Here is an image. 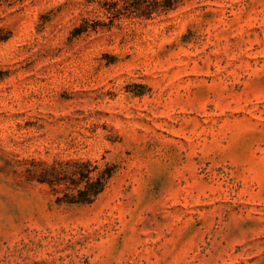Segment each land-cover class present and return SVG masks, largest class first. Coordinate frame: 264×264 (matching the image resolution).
<instances>
[{"label":"rangeland","instance_id":"rangeland-1","mask_svg":"<svg viewBox=\"0 0 264 264\" xmlns=\"http://www.w3.org/2000/svg\"><path fill=\"white\" fill-rule=\"evenodd\" d=\"M84 1L0 0V264H264V0ZM54 161L114 173L57 203Z\"/></svg>","mask_w":264,"mask_h":264},{"label":"trees","instance_id":"trees-1","mask_svg":"<svg viewBox=\"0 0 264 264\" xmlns=\"http://www.w3.org/2000/svg\"><path fill=\"white\" fill-rule=\"evenodd\" d=\"M185 1L192 0H85L84 6L94 4L102 20L93 25L85 20L72 30L71 35L76 37L96 32L97 28H109L121 19L151 20L154 14L175 10ZM113 173L111 166L100 169L89 161H54L41 168L37 181L52 190L59 186L65 188L66 192L57 198V203L89 205L104 191Z\"/></svg>","mask_w":264,"mask_h":264}]
</instances>
